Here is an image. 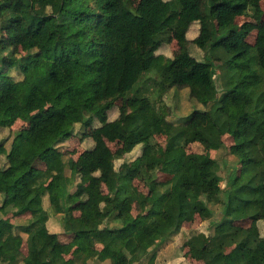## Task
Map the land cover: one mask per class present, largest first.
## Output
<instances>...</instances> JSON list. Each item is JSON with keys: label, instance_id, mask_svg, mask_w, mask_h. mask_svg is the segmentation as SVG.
Wrapping results in <instances>:
<instances>
[{"label": "trees", "instance_id": "1", "mask_svg": "<svg viewBox=\"0 0 264 264\" xmlns=\"http://www.w3.org/2000/svg\"><path fill=\"white\" fill-rule=\"evenodd\" d=\"M260 1L151 0L133 11L126 0H0V128H9L14 116L29 123L0 141V264H132L141 260L140 250L176 236L195 216L209 220L211 231L195 230L183 243L202 264H264L258 227L264 221V24L251 44L236 22L260 13ZM172 35L176 52L157 54ZM27 39L32 43L20 55ZM190 44L203 59L191 54ZM171 88H186L208 109L194 108L173 123L162 99ZM43 100L51 105L45 108ZM95 121L93 128L120 145L113 150L94 139L65 161L62 143L77 125L86 136ZM154 127L165 133L164 143ZM225 133L241 166L222 187L218 161L195 164L187 147L222 145ZM136 148L140 154L116 169L115 160ZM43 160L48 165L39 168ZM134 180L150 194L140 193ZM81 205L86 214L75 216ZM27 212L26 224L3 217ZM51 212L79 237L60 242L47 226ZM94 222L103 226L91 229ZM228 244L232 249L223 251Z\"/></svg>", "mask_w": 264, "mask_h": 264}, {"label": "rangeland", "instance_id": "2", "mask_svg": "<svg viewBox=\"0 0 264 264\" xmlns=\"http://www.w3.org/2000/svg\"><path fill=\"white\" fill-rule=\"evenodd\" d=\"M151 0H126V5L129 7V9L133 11H138L142 8H144ZM174 17V14H173ZM213 25L216 26V20L213 17L212 18ZM237 24L240 25V31L243 34V37L247 40V42L251 44H256L259 39V35L261 32V28L264 24V0L260 1V13L253 15V16H240L236 18ZM198 26V25H197ZM195 27V26H194ZM6 33V32H5ZM196 36L195 29L191 28V31L189 33V37L192 39ZM31 40L27 39L23 43L19 45V53L20 55H24L27 51V48L31 45ZM178 49V45L176 43L175 38L173 35L170 38V41L168 44L162 45L157 51V54H164L165 56H172L176 50ZM190 52L191 54L198 58L203 59L204 53L201 49L197 48L195 45L190 44ZM146 64L149 63V59L146 60ZM218 65V63H217ZM220 70L216 68L214 70L215 76H217L215 79L217 83H220L219 74ZM12 75L17 79L20 75H18L15 71H12ZM80 92L84 94L85 96L90 93V90L88 88H81ZM158 91H154L152 93L153 98H157ZM220 93V89H219ZM219 95V94H218ZM164 103L169 108V113L167 115V119L172 121L175 124H178L180 122V119L187 115L191 110L194 108L204 109V106H201L199 103H196V101L192 100L188 95V90L186 88H171L169 91H167L164 96L162 97ZM44 107L48 108L51 104L47 100H43ZM116 107H113L108 112V117L110 119L115 118L118 113V108L122 105V100L116 101ZM205 109H208L205 108ZM98 122L95 121L93 125L86 131V136L84 135L85 130H80L79 125L76 126L75 131L77 132L75 135L71 136L67 140H65L62 143V151L64 153V160L67 161L69 158L76 159L78 155L85 149L90 148L93 145L94 139H103L106 141L108 146L112 148L113 150L116 149L120 143L118 141L112 140L108 137V135L102 130L98 128H93L98 126ZM29 126V123L24 122L20 119H18L16 116H14L10 123L9 128H0V141L6 137L8 133H12L16 130L23 129ZM153 133L155 136V139L158 142H165L166 135L164 132H162L158 127L153 128ZM222 145H216L212 146L209 149H205L202 147L199 143L195 142L192 144H189L187 147V152L192 155L195 164H201L204 162L207 158H215L219 165H220V172L219 175L222 177V183L221 186L225 187L227 179L229 178L230 173L232 170L236 169L238 170L241 166V163L239 159H237L234 155L231 154V147L233 144V138L228 135L227 133L223 134L221 136ZM140 154V149L136 148L130 153H127L123 156L121 159H116L114 164L115 168L118 169V167L123 163L124 161H131L134 158H136ZM4 156H0V163L4 162ZM48 165V162L46 160H43L39 163V168H46ZM69 168H66V174L69 175ZM158 177L162 180H165L167 183L170 182V176L159 173ZM78 181V180H77ZM134 185L137 187L140 193H142L145 197L150 194L149 189L145 185L144 182L139 180H134ZM75 190V187L70 185V191L73 192ZM76 200V199H75ZM75 200L71 201L74 202ZM199 205H203L200 201H197ZM44 207L47 210H50L48 207V202L44 199L43 203ZM75 209V208H74ZM212 209L215 212V217L219 216L220 212V205L212 206ZM52 213V212H51ZM132 213L135 216L137 214V209L135 205H133ZM50 217V219L47 222V226L50 231H55L58 233V239L60 242L68 243L73 239H76L79 237L77 233L70 232V226L69 224H62V215L61 214H54ZM51 214V215H52ZM74 215H81L83 214V209L78 208L73 211ZM1 216V214H0ZM31 213L27 212L19 217L14 216L12 213L4 216V218H8L10 221L15 223H21L29 221L31 219ZM95 223V224H94ZM90 225L91 229L94 228H101L103 224H97L98 222H94ZM243 226H248V221H240ZM110 226H114V223H109ZM211 227V224L209 220H202L199 216H195L194 220L183 223L180 232L164 241L160 245H158L155 248L148 249V250H140V255L142 256L141 260L134 261L132 264H202V261L197 260L193 257L192 249L190 244H184L183 242L188 238V234L195 230H203L206 233L210 232L209 229ZM258 227L261 235H264V221L258 222ZM212 229V228H211ZM86 235V233H85ZM230 245L229 247H227ZM225 248H223V251L227 252L230 251V249L233 247V244H228ZM97 248L100 247V245L96 246ZM22 251L26 253V244L25 242L22 245ZM74 250L69 254L66 255L67 261H72L74 258ZM86 264H110L107 262H100L96 260H89Z\"/></svg>", "mask_w": 264, "mask_h": 264}, {"label": "crops", "instance_id": "3", "mask_svg": "<svg viewBox=\"0 0 264 264\" xmlns=\"http://www.w3.org/2000/svg\"><path fill=\"white\" fill-rule=\"evenodd\" d=\"M103 189H104V187H103ZM78 208H82L83 209V214H81V215H75V216H83V215H85L86 214V212H87V210H86V207L85 206H83V205H81V206H77L74 210H76V209H78ZM4 217V216H3ZM189 222V221H188ZM95 224V223H94ZM97 224H103V223H101V222H98ZM77 235L79 236L80 234L79 233H77ZM74 240V239H73ZM230 245H228L227 247H229ZM232 249V248H231ZM230 249V250H231Z\"/></svg>", "mask_w": 264, "mask_h": 264}]
</instances>
